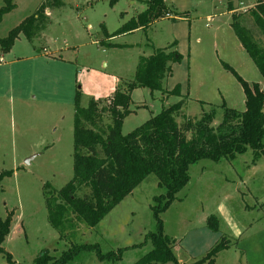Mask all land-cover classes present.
<instances>
[{"label": "rangeland", "instance_id": "1", "mask_svg": "<svg viewBox=\"0 0 264 264\" xmlns=\"http://www.w3.org/2000/svg\"><path fill=\"white\" fill-rule=\"evenodd\" d=\"M58 1L44 11L43 23L34 24L29 38L21 33L8 51L0 48V173H13L0 182V219L11 216L2 248L14 264H32L43 252L58 258L72 246L97 244L102 253L127 249L117 261H99L93 251H82L68 264H134L152 248L149 242L143 244L145 235L155 231L150 206L154 196L165 192L153 175L94 228L78 223L62 234L47 221L45 194L72 178L76 94L82 109L90 100L106 107L116 89L133 81L139 58L167 49L180 58L169 63L161 92L131 91L122 135L181 100L182 109L175 115L179 125L213 111L216 126L223 102L244 110L242 88L223 64L248 84L264 88L230 26L231 16H237L264 49V37L251 15L256 0H164L169 17L110 38L104 31L111 35L144 11L145 0L112 5L111 0ZM42 3L13 0L14 9L0 22V38ZM176 85L180 96L168 95ZM108 124L104 115L101 127ZM188 174V183L160 214L163 234L174 240L176 264H195L223 237L229 247L216 255L214 264H264V158L254 159L248 149L233 160H201ZM88 193L82 187L76 194ZM210 216L217 219V231L208 227ZM0 264H8L4 255Z\"/></svg>", "mask_w": 264, "mask_h": 264}, {"label": "trees", "instance_id": "2", "mask_svg": "<svg viewBox=\"0 0 264 264\" xmlns=\"http://www.w3.org/2000/svg\"><path fill=\"white\" fill-rule=\"evenodd\" d=\"M117 0H111L110 5ZM45 0L35 13L14 27L5 38H0L2 52L8 51L19 34L30 37L34 24L43 23L44 11L58 0ZM145 9L124 23L113 34L114 37L145 30L153 22L169 16L171 11L164 0H145ZM14 9L13 0H4L0 7V22L5 14ZM253 22L264 37V0H256L251 11ZM231 28L245 53L252 60L264 81V49L254 40L251 33L240 25L237 16H231ZM175 46L173 43L170 47ZM108 47H117L108 45ZM175 51L157 49L148 57H141L136 66L134 79L125 89H116L106 107H99L98 101L90 100L86 108L78 105L75 97L73 120L72 178L61 189L45 194V209L49 225L59 233L73 229L78 223L90 228L96 227L122 200L130 195L148 176L157 179L158 187L164 194L154 196L150 210L155 221V231L144 237L151 250L134 264H176L173 253L174 240L163 234L160 214L166 211L175 195L189 181L191 165L210 160L219 162L233 160L248 149L253 158H264V88L259 84H248L231 67L223 64L240 84L244 94V110L236 111L223 102L222 119L214 126V112L203 113L199 119L185 118L179 125L175 115L180 113L183 101L162 108L155 116L126 135H122L123 119L128 111L130 93L136 88H147L150 92L162 91V81L170 74L169 63L180 56ZM168 95L180 96L176 85ZM109 124L101 127L103 116ZM12 171L0 173V182L12 176ZM85 187L89 193L77 196L78 189ZM208 227L217 231V219L209 218ZM11 216L0 219V255L8 264H14L12 257L2 244L9 233ZM229 247L223 237L210 251L195 264H214L216 255ZM131 248H134L131 247ZM127 248L116 252L102 253L97 244L72 246L58 258L48 252L41 253L32 264H68L82 251H93L99 261H117Z\"/></svg>", "mask_w": 264, "mask_h": 264}, {"label": "crops", "instance_id": "3", "mask_svg": "<svg viewBox=\"0 0 264 264\" xmlns=\"http://www.w3.org/2000/svg\"><path fill=\"white\" fill-rule=\"evenodd\" d=\"M238 4H239L240 6L243 5V4H242V1H238V2H237V5H238ZM239 5H238V6H239ZM235 6H236L235 4L232 5L233 9L235 8ZM236 7H237V6H236ZM234 10H238V9H234ZM234 10H233V11H234ZM231 11H232V10H231ZM241 48H242V47H241Z\"/></svg>", "mask_w": 264, "mask_h": 264}, {"label": "built area", "instance_id": "4", "mask_svg": "<svg viewBox=\"0 0 264 264\" xmlns=\"http://www.w3.org/2000/svg\"><path fill=\"white\" fill-rule=\"evenodd\" d=\"M170 16V15H169ZM168 15H167V17H169Z\"/></svg>", "mask_w": 264, "mask_h": 264}]
</instances>
